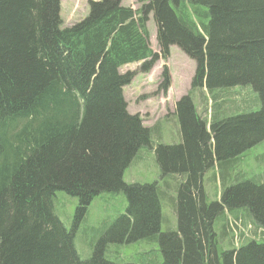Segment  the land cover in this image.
Masks as SVG:
<instances>
[{"label":"trees","instance_id":"16d2710c","mask_svg":"<svg viewBox=\"0 0 264 264\" xmlns=\"http://www.w3.org/2000/svg\"><path fill=\"white\" fill-rule=\"evenodd\" d=\"M121 1H89L84 18L63 26L60 0H0V264H115L98 249L80 258L73 229L55 212L57 191L78 198L76 218L98 193L124 191L117 224L125 231L113 241L157 231L159 185L122 181L152 142L126 110L121 89L132 73L119 72L139 61L146 71L159 58L148 42L150 12L162 56L176 44L195 61L191 90L247 85L260 101L255 112L211 114L208 123L189 93L176 101L181 141L157 145L155 156L186 177L177 186V230L157 236L161 251L175 264H264V241L219 253L213 226L223 211L244 208L264 228V182L230 183L220 203L203 199L202 184L210 167L228 173L240 151L264 141V0H148L138 11ZM150 214L152 228L135 234Z\"/></svg>","mask_w":264,"mask_h":264},{"label":"rangeland","instance_id":"374dc122","mask_svg":"<svg viewBox=\"0 0 264 264\" xmlns=\"http://www.w3.org/2000/svg\"><path fill=\"white\" fill-rule=\"evenodd\" d=\"M89 1L99 0H60L63 26L84 18L88 13ZM147 2L148 0H122L121 4L138 11ZM147 18L149 46L159 58L146 71L142 70L145 62L139 61L122 65L119 72L132 73L129 82L121 89L126 110L138 116L141 125L148 129L152 142L141 147L131 163L124 167L122 181L126 186L159 185V226L154 234L147 237L129 242L113 241L122 237L125 231V224H117L119 215L125 212L128 204L124 191L98 193L78 218V198L65 191H57L54 198L55 212L67 230L73 229L75 248L83 260L89 259L98 249L101 255L115 264H175L171 255L166 260L158 237L161 233L177 230V186L186 176L168 172L167 158L162 167L155 156V149L157 145L169 146L181 141L175 113L176 101L189 93L197 114L207 123L211 114L222 119L237 113L255 112L260 108L257 93L247 85L215 90L213 94L205 87L191 90L195 61L176 44L170 45L168 55L163 57L158 47L157 28L151 12L147 14ZM165 73L170 78L168 82L164 77ZM164 154L167 155L165 151ZM232 165V170L228 173L225 167H218L216 164L204 173L203 199L208 203L218 200L220 203L222 193L230 183L246 179L251 180L252 184L264 182V142L240 151ZM225 173L228 174L227 181L221 183V176L225 177ZM234 213L225 210L214 221L219 253L237 250L250 240L264 241V228L254 221L246 209L237 208ZM153 219L150 214L146 225L140 226L135 234L149 232Z\"/></svg>","mask_w":264,"mask_h":264},{"label":"bare ground","instance_id":"6f19581e","mask_svg":"<svg viewBox=\"0 0 264 264\" xmlns=\"http://www.w3.org/2000/svg\"><path fill=\"white\" fill-rule=\"evenodd\" d=\"M204 87H205V86H204ZM217 89H218V88H217ZM212 94H213V93H212ZM216 119H217V118H216ZM232 160H233V159H232ZM220 166H221V165H220ZM160 216H161V215H160ZM212 225H213V224H212ZM160 227H161V226H160ZM105 245H106V244H105ZM105 245H104V246H105ZM103 250H104V248H103Z\"/></svg>","mask_w":264,"mask_h":264}]
</instances>
